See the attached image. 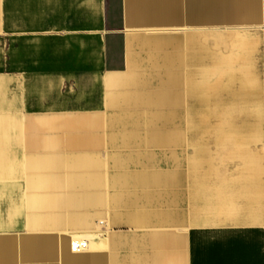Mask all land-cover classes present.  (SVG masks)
<instances>
[{"label": "crops", "instance_id": "1", "mask_svg": "<svg viewBox=\"0 0 264 264\" xmlns=\"http://www.w3.org/2000/svg\"><path fill=\"white\" fill-rule=\"evenodd\" d=\"M0 264H264V0H0Z\"/></svg>", "mask_w": 264, "mask_h": 264}, {"label": "built area", "instance_id": "2", "mask_svg": "<svg viewBox=\"0 0 264 264\" xmlns=\"http://www.w3.org/2000/svg\"><path fill=\"white\" fill-rule=\"evenodd\" d=\"M86 246H87V243L85 241L76 240L72 242V249L75 251L82 250L86 248Z\"/></svg>", "mask_w": 264, "mask_h": 264}]
</instances>
